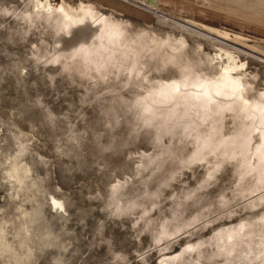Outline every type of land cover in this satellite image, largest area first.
Listing matches in <instances>:
<instances>
[{
	"label": "rangeland",
	"instance_id": "1",
	"mask_svg": "<svg viewBox=\"0 0 264 264\" xmlns=\"http://www.w3.org/2000/svg\"><path fill=\"white\" fill-rule=\"evenodd\" d=\"M97 8L147 41L86 45L36 0H0V264H264L261 135L245 155L234 110L211 124L163 97L219 78L221 47L259 100L264 39Z\"/></svg>",
	"mask_w": 264,
	"mask_h": 264
},
{
	"label": "bare ground",
	"instance_id": "2",
	"mask_svg": "<svg viewBox=\"0 0 264 264\" xmlns=\"http://www.w3.org/2000/svg\"><path fill=\"white\" fill-rule=\"evenodd\" d=\"M51 2L50 0H36V8L43 13L63 16L68 21L70 27L75 26L81 29L82 27H86V36L84 37L86 39V45H89L95 40L96 42L94 44L104 49L105 44H118L120 38L129 37L131 39L137 37L139 40L147 39V35L144 32L133 35L129 29V25L120 23L111 19L108 15L101 13L97 8L98 6L93 3L82 0L77 5H72L63 0L60 5L54 6ZM160 9L174 15L183 16L194 24L196 23L203 27L205 26L216 30L225 36L238 34L253 35L255 31L264 28V18L262 17L231 8H228L227 12H221L220 9L212 8L208 5L198 6L194 0H162ZM213 25L217 27L215 28ZM181 26L187 27L186 24H181ZM198 33L205 35L200 30ZM219 50H222L225 55V61H223L224 55L222 56L221 53L217 55L219 56L217 62L220 68L219 78L209 79L202 78L199 75V77L197 75L192 76L188 82H175L170 87L169 92L163 97L174 100L176 103L174 104L175 106L182 105V102L179 100H183V104L185 105L189 103L190 106L187 108L198 113L199 118L203 116L206 117L204 120L210 118L211 124L223 122L222 118L226 115L225 112L228 111V115L231 110H234L237 116H240L239 119H241V124L245 129L242 141L241 143L239 142L241 150L245 155L248 153L252 140L254 139V134L257 133L261 135L262 144H258L256 156L259 157V160H264V94L259 100L251 101L246 96V82L241 78V73L238 72L239 68L244 64H238L235 59L236 56H234L235 54L233 55L230 49L220 47ZM189 109L186 110L189 111ZM231 113L235 114L233 111ZM209 131L211 132V130ZM220 137L223 136L221 135ZM224 141L225 138L222 142ZM53 202L54 204H59V201L56 199H53Z\"/></svg>",
	"mask_w": 264,
	"mask_h": 264
},
{
	"label": "crops",
	"instance_id": "3",
	"mask_svg": "<svg viewBox=\"0 0 264 264\" xmlns=\"http://www.w3.org/2000/svg\"><path fill=\"white\" fill-rule=\"evenodd\" d=\"M83 1L93 3L97 6L99 5L105 7L106 9L114 12L115 14L116 13L123 14V16L128 17L127 20L129 21H132L131 18L138 21H147L150 15L156 16L159 12H164V10L160 9L162 0H83ZM253 5L254 7H245L246 9L245 8L238 9L223 4L221 2H217L215 0H211L208 4V6L212 8L220 9L221 12H227L228 8H231L264 18V0H256V3ZM245 35L250 36L247 34H242V35L238 34L237 36H245ZM253 36L259 39H264V28L255 31Z\"/></svg>",
	"mask_w": 264,
	"mask_h": 264
}]
</instances>
